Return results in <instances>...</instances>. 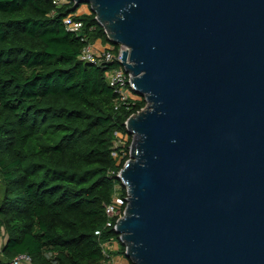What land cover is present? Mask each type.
<instances>
[{
    "label": "water",
    "instance_id": "95a60500",
    "mask_svg": "<svg viewBox=\"0 0 264 264\" xmlns=\"http://www.w3.org/2000/svg\"><path fill=\"white\" fill-rule=\"evenodd\" d=\"M82 2L146 100L125 121V257L264 264V0Z\"/></svg>",
    "mask_w": 264,
    "mask_h": 264
},
{
    "label": "trees",
    "instance_id": "16d2710c",
    "mask_svg": "<svg viewBox=\"0 0 264 264\" xmlns=\"http://www.w3.org/2000/svg\"><path fill=\"white\" fill-rule=\"evenodd\" d=\"M79 6L0 0V264L20 253L32 264H109L117 254L132 264L105 205L115 184L126 195L117 173L129 153L115 143L146 100L116 106L105 71L121 64L78 58L87 42L120 48L92 10L76 14L79 35L64 27ZM111 240L120 248L104 251Z\"/></svg>",
    "mask_w": 264,
    "mask_h": 264
},
{
    "label": "built area",
    "instance_id": "2783aa9c",
    "mask_svg": "<svg viewBox=\"0 0 264 264\" xmlns=\"http://www.w3.org/2000/svg\"><path fill=\"white\" fill-rule=\"evenodd\" d=\"M70 0H52V3L56 6H60L61 4H64L65 2ZM74 3V0H71ZM76 12L75 13H69L65 15L62 18V22L64 24V27L77 35L81 33V29L83 26L82 21L76 19ZM83 39V38H82ZM110 46L108 45L105 48L96 49L94 46V42H87L83 48L81 49V52L79 53L78 58L82 61L89 62L96 65H110L113 61L117 60L121 64V59L119 58L120 52L125 47L120 45L119 52L117 55H114L111 50H109ZM105 76L107 79V82L111 87H113L114 91L117 94L116 99V106H119L120 104H129L130 102H134L135 100L140 99V94L135 93L133 90V87L131 85L130 81V73L127 72L124 68V66L121 64L120 66H111L109 69L105 71ZM120 136L119 134H117ZM121 140L117 141L115 143V146H117ZM115 155V152H113ZM119 172L117 173L118 177ZM122 182V181H121ZM123 184V182H122ZM124 185V184H123ZM125 186V185H124ZM121 188L120 184L114 185V192L112 195L111 202L105 205V212L108 216H122L124 209L121 210L122 204L127 202L128 193L126 188V195L122 196L121 192L119 191ZM113 240L110 242H106L103 244V249L106 251L107 243H112ZM115 256H113L109 264H113V261L115 260ZM9 264H32L31 258L26 253H20L16 255L14 258H12L9 262Z\"/></svg>",
    "mask_w": 264,
    "mask_h": 264
},
{
    "label": "rangeland",
    "instance_id": "374dc122",
    "mask_svg": "<svg viewBox=\"0 0 264 264\" xmlns=\"http://www.w3.org/2000/svg\"><path fill=\"white\" fill-rule=\"evenodd\" d=\"M85 2H82L80 5H83ZM120 138H121V141L119 143H117V147L118 146H121V150H123V153L125 154V150H128V153H130V146H131V143L129 145H127V141L128 139L131 137V134H125V135H122V134H119ZM127 146V147H126ZM107 248L112 250L113 252L117 251L119 248H120V245L118 243L117 240H113L112 243H107L106 244ZM115 260L113 261V264H126L127 260L126 258H123V256L121 254H117L115 255Z\"/></svg>",
    "mask_w": 264,
    "mask_h": 264
},
{
    "label": "crops",
    "instance_id": "0c3cea01",
    "mask_svg": "<svg viewBox=\"0 0 264 264\" xmlns=\"http://www.w3.org/2000/svg\"><path fill=\"white\" fill-rule=\"evenodd\" d=\"M90 10V7L88 4L84 3L83 5H80L77 10H76V13L77 14H81V13H87L89 12ZM94 46L96 47V49H101V48H105L108 46V43H103L102 41L100 40H96L94 42Z\"/></svg>",
    "mask_w": 264,
    "mask_h": 264
}]
</instances>
